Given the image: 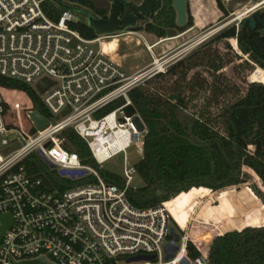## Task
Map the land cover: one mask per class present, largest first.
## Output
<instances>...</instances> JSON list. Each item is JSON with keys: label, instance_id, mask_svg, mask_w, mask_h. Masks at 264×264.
<instances>
[{"label": "built area", "instance_id": "2783aa9c", "mask_svg": "<svg viewBox=\"0 0 264 264\" xmlns=\"http://www.w3.org/2000/svg\"><path fill=\"white\" fill-rule=\"evenodd\" d=\"M43 1L0 0V76L30 86L49 115L44 116L49 126L38 131L29 117L32 107L27 96L0 88V217L8 215L11 220L0 239V264L40 259L48 264H182L184 260L209 264L212 239L231 231L202 222L213 232L203 244L197 240L201 235L189 230L194 227L189 221L191 208L180 226L166 202L139 209L125 196L128 188L136 187L132 183L138 177L127 151L135 147L142 153L145 132L129 92L149 79V69L128 74L113 59L115 52L104 51L103 44L111 41L117 47L122 31L88 39L70 26L76 22L73 11L64 10L54 21L43 10ZM160 73L164 70H156L154 64L153 76ZM43 79L53 85L40 93L35 86ZM67 129L86 143L98 168L122 157L123 189L106 183L65 147L62 132ZM32 153L63 178L92 176L95 182L47 193L21 164ZM62 171L84 174L71 177ZM234 187L207 189L220 192ZM171 230L178 235L177 250L166 259L164 247L174 240ZM190 244L199 252L195 258L190 256ZM139 256L152 259L130 261Z\"/></svg>", "mask_w": 264, "mask_h": 264}, {"label": "trees", "instance_id": "16d2710c", "mask_svg": "<svg viewBox=\"0 0 264 264\" xmlns=\"http://www.w3.org/2000/svg\"><path fill=\"white\" fill-rule=\"evenodd\" d=\"M191 1L195 8L196 0ZM223 2L215 0L218 9L225 13ZM42 8L54 21L58 20L64 10L76 14L78 8L87 10L96 18L105 19L110 4L108 0H44ZM198 12L195 8L194 17L198 26H201ZM175 19L172 0H163L161 10L153 17L152 23L143 29L163 38L167 29L177 28L183 32L190 27L189 22L183 28H178ZM70 26L88 39L96 36L85 22L76 21ZM228 39L235 41L240 53L247 56V60L234 66L235 69L242 68L250 72L253 66H258L264 70V33L240 25L238 30L231 27L207 44ZM225 45L230 49L228 42ZM208 52H203L200 62L186 57L171 65L166 72L157 74L156 80L163 84L154 89L156 94H150L147 90L150 89V81H145L142 86L129 92L133 108L141 118L146 134L143 138L142 158L134 164L142 185L128 188L125 196L131 205L139 209L156 207L166 202L165 206L180 226L186 223L195 200L207 195V188L215 191L245 183L250 176L243 169L255 175V180L264 189V146L249 140L252 130L264 136V83L243 80L246 85L244 94L212 113L210 102L212 100L213 104H219L221 90L214 88L210 91L208 79L200 73L188 79L189 72L200 67L205 60L218 61L217 67H223L220 55ZM235 59L241 60V56H235ZM210 75L216 77L213 73ZM0 88L24 93L32 111L49 116L30 86L0 76ZM164 90H167L168 96L159 92ZM231 90L236 97L239 89L232 86ZM183 91L189 93V101L194 99L192 95L195 91L210 95L204 99L203 106L197 112L182 116V108L176 99ZM5 108L10 111L7 105ZM161 109H167L169 117L166 118ZM62 137L67 140L65 147L77 153L85 166L97 168L106 183L123 189L122 177L98 168L86 143L74 131L67 129L62 132ZM21 164L29 175L40 180L41 188L51 194L74 187L75 182L94 179L92 176L76 181L63 178L35 153L28 155ZM254 192L263 203L245 185L218 192V205L209 204L202 212L204 220L221 224L222 232L231 231L212 239L208 249L209 264H264V228L249 227L264 226V196L256 189ZM197 234L201 235L197 240L207 244L213 232L204 228ZM189 252L193 258L199 255L192 244Z\"/></svg>", "mask_w": 264, "mask_h": 264}, {"label": "rangeland", "instance_id": "374dc122", "mask_svg": "<svg viewBox=\"0 0 264 264\" xmlns=\"http://www.w3.org/2000/svg\"><path fill=\"white\" fill-rule=\"evenodd\" d=\"M188 1V18L190 20V27L185 29L183 32L178 31V37H168L167 34L163 38H158L155 35H152L145 31H136V34H127L126 32L130 29H125L122 31V35H120L116 41H111L110 43H105V50L112 54V57L116 62L120 64L125 72L128 74L136 73L138 71H142L144 69H149V79H143V83L145 81H150V89H147L150 94H156L154 89L161 86V82L156 80V76L154 74V59L160 60L162 64V69L164 72L176 63L177 61L186 58L192 57V61L200 62L202 58L203 52L209 51L211 54L218 53L223 61V67H217L218 61H210L205 60L200 67H197L189 72L188 79L192 77L195 73H200L201 76L207 78L210 83V91L214 90V88H219L221 90V96L218 99L219 104H213L211 100L210 110L212 113L218 111L223 105H226L228 102L234 101L238 96L243 95L245 92V84L243 80L246 82H250L248 77H250V73L256 69L258 66H253V70L248 72V70H243L242 68L235 69L234 66L241 63L242 61L247 60V56L242 55L235 45V41L232 42V39H228L227 41H219L212 44H207L220 33L225 30L235 27L237 30L240 27V21H236L237 15L240 13H244L247 9H249L250 0H224L223 4L226 8V12H222L218 9L215 0H196L195 8L199 10L200 18L202 21L201 27L194 28V21L196 17H194V9L192 7V1ZM264 1V0H263ZM264 5V4H263ZM263 8V7H261ZM260 8V9H261ZM80 13L75 14V20L79 22L86 23V17L81 13H88L87 10L78 8ZM247 16V15H246ZM245 16V17H246ZM183 28V27H181ZM135 30V29H134ZM125 32V33H124ZM226 42H228L230 49H227ZM234 45V46H233ZM208 52V53H209ZM236 53L241 56V60L235 59ZM228 62V63H227ZM232 62V63H230ZM261 69V68H260ZM262 70V69H261ZM264 71V70H263ZM215 74L216 77L211 76L210 74ZM221 76L217 78V76ZM152 76V77H151ZM244 78V79H243ZM250 79V78H249ZM142 83V84H143ZM263 83V82H260ZM142 84L140 86H142ZM160 84V85H159ZM232 86H236L239 89L238 95L232 94ZM153 88V89H152ZM164 91H159L164 94V96H168V93ZM182 92V91H181ZM194 99L192 101L187 100V96H189L188 92L183 91L181 96L176 99L180 103L182 108L181 115L188 116V114H192L197 112L200 107L203 106L204 99L209 96V93L203 94L202 92L195 91ZM159 95V94H158ZM114 108V106H112ZM110 109V108H109ZM106 109L102 113L108 111ZM161 113L167 117H169V112L167 109H161ZM146 134V129L143 136ZM264 136L255 134L252 130L251 136L249 138L250 142H258L262 143L264 146ZM144 138V137H143ZM253 148V147H252ZM138 150L135 147H131L127 151L128 161L131 164H135L138 160L142 158V153H138ZM84 165V164H83ZM50 169V168H49ZM97 170V168H94ZM104 171L110 172L112 174H116L118 176H122L123 169V161L121 156H117L116 158L108 161L104 164ZM246 174L250 177L245 181V183L235 186L234 188H239L245 185H248L252 193L259 199V202L263 203L261 199L256 195L254 189L258 190L264 196V189L261 188V184L259 181L255 180V175L251 174L249 171L243 169ZM98 171V170H97ZM99 172V171H98ZM95 182L93 178H89L83 181L75 182L73 186H79L86 183ZM133 186H141V180L136 176L132 183ZM218 192L208 191L206 196L198 197L193 206L191 207L190 220H193V228L190 225L189 230L192 234H196L200 232L202 229L207 228V225H203L202 222L215 224L219 230L222 232L223 227L221 224H217L213 221H206L205 215H203V211L206 209L207 205L215 206L218 205L216 200V195ZM199 218V219H198ZM198 221V222H197ZM204 227V228H203ZM252 228H264V226H249ZM247 228V227H246ZM224 231V230H223Z\"/></svg>", "mask_w": 264, "mask_h": 264}, {"label": "water", "instance_id": "95a60500", "mask_svg": "<svg viewBox=\"0 0 264 264\" xmlns=\"http://www.w3.org/2000/svg\"><path fill=\"white\" fill-rule=\"evenodd\" d=\"M111 1V10L107 16V18H96L90 12L81 13L86 17V25L94 30L96 35L106 34V33H115L120 32L125 29H131L136 26L138 15L143 16L146 19H150L153 13H156L161 8V0H142L139 5H133L127 0H110ZM173 7L176 11V26L184 27L187 22V11H186V0H173ZM77 13H80L77 11ZM257 16L256 13L253 15L243 18L240 22V25L243 27L247 23L249 27L255 28L256 22L254 17ZM264 25V24H263ZM166 34L168 37H177L179 34L176 29H167ZM53 82L43 79L35 86L36 89L43 93L46 89H48ZM29 117L33 124L35 125L38 131L45 130L49 123L47 119L41 115L39 112L32 111L29 113ZM69 174L71 177L75 175L82 176L84 172H67L62 171L61 175ZM11 224L10 217L8 215H4L0 217V239L5 231ZM171 235L174 236V240L170 241L167 245H165L164 250L167 254V258L169 259L173 257L174 252L177 250L175 246V242L178 240V235L171 230ZM150 260L152 257L139 256L131 259L130 261H138V260ZM21 264H48L43 259L21 263ZM182 264H188L186 260L182 262Z\"/></svg>", "mask_w": 264, "mask_h": 264}, {"label": "flooded vegetation", "instance_id": "af4514ba", "mask_svg": "<svg viewBox=\"0 0 264 264\" xmlns=\"http://www.w3.org/2000/svg\"><path fill=\"white\" fill-rule=\"evenodd\" d=\"M108 1L110 4V10H111V1L110 0H108ZM127 1L133 5H139L142 0H127ZM261 2H263V0H250V5L248 8L250 9L251 7H253L256 4L261 3ZM162 5H163V0H161V8H162ZM172 6H173V0H172ZM261 7H263V8H261ZM161 8L156 13H153L150 19L149 18L146 19L143 16L138 15V20H137L136 26L134 28H131V29H133V30L135 29L134 31H137V30L138 31H145L143 28H145L147 25H149V23H152L153 17L158 14V12L161 10ZM110 10H109V12H110ZM186 11H187V22H186L185 26L190 22V20L188 18V1L187 0H186ZM254 13L257 14V16L254 17V20L256 22L255 28L249 27L248 23L245 26H248L251 30H255L258 33H264V25H263L264 24V5H261L258 8L252 10L250 13L247 14L246 17H249V16L253 15ZM175 23H176V19H175ZM178 28H181V27H178ZM170 29H172V28H170ZM173 29H176V31L178 32L177 28H173Z\"/></svg>", "mask_w": 264, "mask_h": 264}, {"label": "bare ground", "instance_id": "6f19581e", "mask_svg": "<svg viewBox=\"0 0 264 264\" xmlns=\"http://www.w3.org/2000/svg\"><path fill=\"white\" fill-rule=\"evenodd\" d=\"M264 4V1L261 2V3H258L256 4L255 6L251 7L250 9H247L244 13H240L237 15V18H236V21H241L243 18H245V16L250 13L252 10L258 8L259 6L263 5ZM180 36V35H179ZM178 37V36H177ZM235 45H236V42H235ZM234 46V45H233ZM103 48H104V51L106 53H108L106 50H105V47H104V44H103ZM155 62V67H156V70H162V64L160 62V60L158 59H154ZM251 82H263L264 83V71L261 70L260 68L256 69L250 76V80Z\"/></svg>", "mask_w": 264, "mask_h": 264}, {"label": "crops", "instance_id": "0c3cea01", "mask_svg": "<svg viewBox=\"0 0 264 264\" xmlns=\"http://www.w3.org/2000/svg\"><path fill=\"white\" fill-rule=\"evenodd\" d=\"M195 23H194V28H196V27H201V26H198V24H197V21L195 20L194 21Z\"/></svg>", "mask_w": 264, "mask_h": 264}]
</instances>
